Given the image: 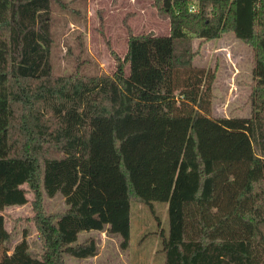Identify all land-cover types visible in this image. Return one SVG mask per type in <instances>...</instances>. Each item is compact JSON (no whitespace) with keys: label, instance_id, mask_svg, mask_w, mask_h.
<instances>
[{"label":"trees","instance_id":"trees-1","mask_svg":"<svg viewBox=\"0 0 264 264\" xmlns=\"http://www.w3.org/2000/svg\"><path fill=\"white\" fill-rule=\"evenodd\" d=\"M155 0L168 35L129 36L111 75L54 73L52 7L0 0V264L98 255L97 230L131 244L132 204L168 202L164 264H264V0ZM253 51L252 115L212 114L216 71L194 38ZM127 67H129L127 71ZM32 192L42 252L10 248L3 212ZM66 209L47 213L44 196Z\"/></svg>","mask_w":264,"mask_h":264},{"label":"rangeland","instance_id":"rangeland-1","mask_svg":"<svg viewBox=\"0 0 264 264\" xmlns=\"http://www.w3.org/2000/svg\"><path fill=\"white\" fill-rule=\"evenodd\" d=\"M67 7H52V34L54 44L51 60L54 73H72L82 62L86 75H111L116 70L115 54L124 58L128 51L129 36L155 33L168 35L171 21L162 15L155 0H62ZM195 10L198 0H191ZM194 50L198 51L194 63L216 71L213 85L212 114L216 117L252 115L250 97L254 86L252 48L227 32L212 41L195 37ZM127 71L129 67L126 68ZM30 201L21 207H9L3 214L11 232L10 248L24 234L34 252H42L41 242ZM47 213H57L67 205L61 195L44 196ZM168 202L156 201L153 206L132 204L131 244L120 247V238L97 230L80 233L79 242L94 237L99 253L90 258L66 256V264H164L163 235L169 231ZM164 233V234H163ZM2 247H0V260Z\"/></svg>","mask_w":264,"mask_h":264},{"label":"built area","instance_id":"built-area-1","mask_svg":"<svg viewBox=\"0 0 264 264\" xmlns=\"http://www.w3.org/2000/svg\"><path fill=\"white\" fill-rule=\"evenodd\" d=\"M191 8H192V10H195V6H192Z\"/></svg>","mask_w":264,"mask_h":264}]
</instances>
